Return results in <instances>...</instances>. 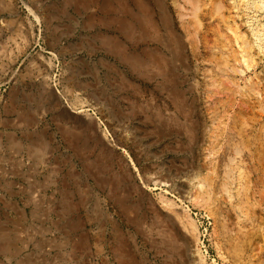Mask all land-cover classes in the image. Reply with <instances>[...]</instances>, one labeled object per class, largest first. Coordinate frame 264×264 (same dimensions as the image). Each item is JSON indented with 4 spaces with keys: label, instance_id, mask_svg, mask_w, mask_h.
Returning <instances> with one entry per match:
<instances>
[{
    "label": "rangeland",
    "instance_id": "374dc122",
    "mask_svg": "<svg viewBox=\"0 0 264 264\" xmlns=\"http://www.w3.org/2000/svg\"><path fill=\"white\" fill-rule=\"evenodd\" d=\"M0 243L264 264V0H0Z\"/></svg>",
    "mask_w": 264,
    "mask_h": 264
},
{
    "label": "bare ground",
    "instance_id": "6f19581e",
    "mask_svg": "<svg viewBox=\"0 0 264 264\" xmlns=\"http://www.w3.org/2000/svg\"><path fill=\"white\" fill-rule=\"evenodd\" d=\"M180 50V49H179ZM182 50V49H181ZM164 53V52H163ZM182 55V54H181ZM178 67V66H177ZM172 71V70H171ZM171 74V73H170ZM177 83V82H176ZM183 93V92H182ZM191 113V112H190ZM24 119V118H23ZM26 119H27V117H26ZM25 120V119H24ZM29 120V119H28ZM30 121V120H29ZM27 123V122H26ZM92 128V127H91ZM93 129V128H92ZM94 130V129H93ZM98 136V135H97ZM91 137V136H90ZM13 138V137H12ZM98 138V137H97ZM14 140V139H13ZM13 140H12V142H13ZM93 140V139H92ZM34 141H35V139H34ZM10 142V141H9ZM30 142H31V140H30ZM34 143V142H33ZM33 143H32V145H33ZM21 149V148H20ZM34 150H36L37 152L38 151H40V147L39 146H37L36 144L34 145ZM41 150H43L42 148H41ZM22 151V150H21ZM81 155V154H80ZM98 168V167H97ZM122 198V197H121ZM125 207V206H124ZM188 222V221H187ZM188 226L191 228V230H192V232L193 233H195V236H196V238L198 239V234H199V231H198V227H197V225L195 224V222L193 221V220H191L190 219V221H189V223H188ZM5 243V242H4ZM1 244V243H0Z\"/></svg>",
    "mask_w": 264,
    "mask_h": 264
}]
</instances>
